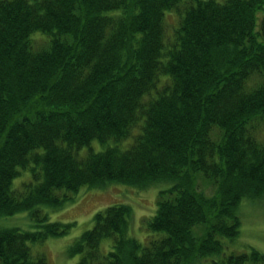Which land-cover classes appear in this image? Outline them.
Instances as JSON below:
<instances>
[{"label": "trees", "instance_id": "obj_1", "mask_svg": "<svg viewBox=\"0 0 264 264\" xmlns=\"http://www.w3.org/2000/svg\"><path fill=\"white\" fill-rule=\"evenodd\" d=\"M263 124L264 0H0V216L26 210L37 228L1 227L0 264H46L29 243L74 223L42 207L112 181L170 183L143 218L159 235L131 236L132 207L109 205L68 246L76 264L221 254L219 237L240 234L241 201L264 196ZM249 261L264 254L209 264Z\"/></svg>", "mask_w": 264, "mask_h": 264}, {"label": "rangeland", "instance_id": "obj_2", "mask_svg": "<svg viewBox=\"0 0 264 264\" xmlns=\"http://www.w3.org/2000/svg\"><path fill=\"white\" fill-rule=\"evenodd\" d=\"M166 21L170 27L176 22L175 15H167ZM259 134L264 138V127H260ZM108 144L112 145L113 142L110 141ZM90 146L95 151H101L107 144H102L95 139ZM86 150L87 147H84L80 153L85 154ZM29 178V172L25 171L14 178L12 185L14 188H20L22 182ZM169 185V182L161 181L152 184L148 188L139 189L130 184L112 181L103 187L82 186L77 193H71L74 199L67 201L64 206L58 209L48 206L42 207L51 221L72 222L74 225L65 236L49 237L42 242H30L32 252L34 255L45 254L46 264H76L81 255L70 256L67 253L68 246L86 229L91 228L93 225L92 216L96 211L115 203H126L132 207L129 233L140 241L146 242L151 235L158 236L159 234L149 231L143 224V218L153 215L159 191L168 188ZM237 212L241 218L239 236L232 239L219 237L223 242V252L208 257L201 264H209L213 259L222 258L231 253L250 254L252 249L264 254V196L255 199L244 198ZM1 227H20L25 230L37 229L26 210L12 215L0 216ZM111 244V238L102 240L101 250L104 254L111 249ZM248 264H264V261H249Z\"/></svg>", "mask_w": 264, "mask_h": 264}]
</instances>
